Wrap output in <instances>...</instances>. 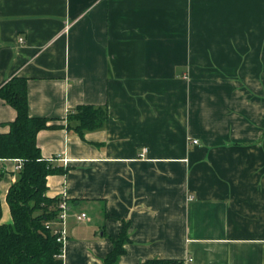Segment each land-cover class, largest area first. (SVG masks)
Segmentation results:
<instances>
[{
	"label": "crops",
	"instance_id": "obj_1",
	"mask_svg": "<svg viewBox=\"0 0 264 264\" xmlns=\"http://www.w3.org/2000/svg\"><path fill=\"white\" fill-rule=\"evenodd\" d=\"M13 77L65 169L46 177L64 264H103L123 224L120 264H264V0H0V86ZM81 104L107 115L83 135ZM15 117L0 97V133ZM17 164L0 158L2 222Z\"/></svg>",
	"mask_w": 264,
	"mask_h": 264
},
{
	"label": "trees",
	"instance_id": "obj_2",
	"mask_svg": "<svg viewBox=\"0 0 264 264\" xmlns=\"http://www.w3.org/2000/svg\"><path fill=\"white\" fill-rule=\"evenodd\" d=\"M0 97L16 110L7 133H0V158L21 159L16 179L6 193L11 220L2 222L0 198V264H64L62 242L57 241L61 197L46 194V177L65 169L41 156L36 135L47 128V119L28 113L26 80L13 77L0 86ZM104 106L81 104L68 113L67 126L80 135L101 127L106 120ZM127 225L114 239L103 264H120ZM130 264H184V260L151 258Z\"/></svg>",
	"mask_w": 264,
	"mask_h": 264
},
{
	"label": "built area",
	"instance_id": "obj_3",
	"mask_svg": "<svg viewBox=\"0 0 264 264\" xmlns=\"http://www.w3.org/2000/svg\"><path fill=\"white\" fill-rule=\"evenodd\" d=\"M19 40L21 41L22 38H19ZM194 143L197 142V140H193ZM63 161H66V159H64ZM22 165V161L21 159H18V164L16 166L17 169H20ZM59 216H58V221L57 224L59 226L56 227V233H57V241L62 242L64 245L65 239H66V235H65V229L63 224L65 223V219L67 216V205L66 202L62 199L59 203ZM77 219L83 220L86 218V214L85 213H80L78 215H76ZM191 263V257H186L184 259V264H190Z\"/></svg>",
	"mask_w": 264,
	"mask_h": 264
}]
</instances>
